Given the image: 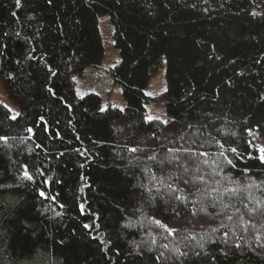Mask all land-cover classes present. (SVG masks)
Instances as JSON below:
<instances>
[{
	"label": "trees",
	"instance_id": "obj_1",
	"mask_svg": "<svg viewBox=\"0 0 264 264\" xmlns=\"http://www.w3.org/2000/svg\"><path fill=\"white\" fill-rule=\"evenodd\" d=\"M0 83V264H264V0H0Z\"/></svg>",
	"mask_w": 264,
	"mask_h": 264
},
{
	"label": "rangeland",
	"instance_id": "obj_2",
	"mask_svg": "<svg viewBox=\"0 0 264 264\" xmlns=\"http://www.w3.org/2000/svg\"><path fill=\"white\" fill-rule=\"evenodd\" d=\"M98 26L102 38L104 55L101 62L96 66H88L81 74L73 76L74 91L76 96H81L85 92H94L101 97L102 107L115 105L123 107L125 99L122 96L121 88L113 80L110 74V68L119 60V52L114 43L113 24L106 13L98 16ZM165 65L164 61L160 67L153 73L146 87L148 102L145 104L147 117H156L165 119V106L160 102L159 95L165 89ZM0 101L15 110V107L8 101L0 83ZM216 192V190H213ZM211 191V192H213ZM215 193H213L214 195Z\"/></svg>",
	"mask_w": 264,
	"mask_h": 264
},
{
	"label": "snow or ice",
	"instance_id": "obj_3",
	"mask_svg": "<svg viewBox=\"0 0 264 264\" xmlns=\"http://www.w3.org/2000/svg\"><path fill=\"white\" fill-rule=\"evenodd\" d=\"M18 2H19V0H18ZM29 131H31V129H29ZM0 139H2V138H0ZM233 151H235V150H233ZM260 151H261V153H262V155H261V159L264 160V149H261ZM228 164L231 165V164H232V161L229 160V161H228ZM185 171H187V168H185ZM25 175H27V173H25ZM185 183H187V181H185ZM41 195H43V193H41Z\"/></svg>",
	"mask_w": 264,
	"mask_h": 264
}]
</instances>
